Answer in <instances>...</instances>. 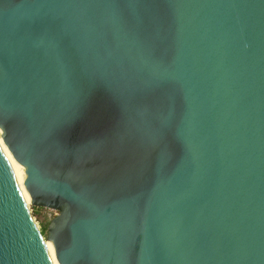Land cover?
Wrapping results in <instances>:
<instances>
[{"label":"water","instance_id":"obj_1","mask_svg":"<svg viewBox=\"0 0 264 264\" xmlns=\"http://www.w3.org/2000/svg\"><path fill=\"white\" fill-rule=\"evenodd\" d=\"M0 264H264V0H0Z\"/></svg>","mask_w":264,"mask_h":264},{"label":"rangeland","instance_id":"obj_2","mask_svg":"<svg viewBox=\"0 0 264 264\" xmlns=\"http://www.w3.org/2000/svg\"><path fill=\"white\" fill-rule=\"evenodd\" d=\"M28 207L34 218L35 224L37 225L39 230H41L42 226H45V229H46L48 223L59 214L58 211L56 210L38 208V207L32 206L31 204H29ZM46 234H47V231H45V234L43 235V237L47 242Z\"/></svg>","mask_w":264,"mask_h":264},{"label":"trees","instance_id":"obj_3","mask_svg":"<svg viewBox=\"0 0 264 264\" xmlns=\"http://www.w3.org/2000/svg\"><path fill=\"white\" fill-rule=\"evenodd\" d=\"M40 231H41L42 235H44L45 234V231H46L45 226H42V228H41Z\"/></svg>","mask_w":264,"mask_h":264},{"label":"bare ground","instance_id":"obj_4","mask_svg":"<svg viewBox=\"0 0 264 264\" xmlns=\"http://www.w3.org/2000/svg\"><path fill=\"white\" fill-rule=\"evenodd\" d=\"M26 204L29 205L30 203H26ZM46 243H47V242H46V240H45V246H46Z\"/></svg>","mask_w":264,"mask_h":264}]
</instances>
